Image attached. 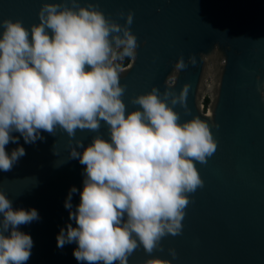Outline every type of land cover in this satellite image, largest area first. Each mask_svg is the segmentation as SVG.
<instances>
[{"label":"clouds","instance_id":"9594fccd","mask_svg":"<svg viewBox=\"0 0 264 264\" xmlns=\"http://www.w3.org/2000/svg\"><path fill=\"white\" fill-rule=\"evenodd\" d=\"M38 18L30 29L19 19L0 20V171L26 155L13 133L26 144L45 132L72 141L77 130L99 133L106 125L108 138L96 134L87 146L76 139L70 148L84 166L83 188L68 192L64 207L75 226L61 228L57 247L75 243L81 264H128L140 245L151 251L181 232L188 194L204 183L196 163H207L216 141L207 122H181L174 110L179 104L187 111L189 84L178 94L153 87L131 97L139 107L127 110L121 62L138 47L131 11L120 24L71 0L43 3ZM186 66L183 56L175 63L178 71ZM9 143L18 145L10 153ZM39 219L35 208H14L0 189V264H26L33 240L20 226Z\"/></svg>","mask_w":264,"mask_h":264},{"label":"water","instance_id":"95a60500","mask_svg":"<svg viewBox=\"0 0 264 264\" xmlns=\"http://www.w3.org/2000/svg\"><path fill=\"white\" fill-rule=\"evenodd\" d=\"M45 2L71 0H0V20L19 19L30 29ZM76 3H91L120 24L133 13L129 27L138 47L120 77L127 110L139 107L131 97L153 87L178 94L189 84L187 111L179 104L174 110L181 122H207L217 144L206 164L196 163L204 183L188 194L181 232L165 236L151 251L140 245L128 264H264V0ZM181 56L187 66L178 71ZM96 134L108 138L107 126L102 124L99 133L77 130L72 141L66 133L45 132L34 144L13 133L26 155L11 171H0V189L14 208H35L40 217L20 226L33 240L26 264H81L73 255L77 245L58 248L56 238L61 228L75 226L64 207L70 188H83L84 166L70 158V148L76 139L87 146ZM17 146L9 143L6 151ZM79 201L78 191L73 209Z\"/></svg>","mask_w":264,"mask_h":264},{"label":"trees","instance_id":"16d2710c","mask_svg":"<svg viewBox=\"0 0 264 264\" xmlns=\"http://www.w3.org/2000/svg\"><path fill=\"white\" fill-rule=\"evenodd\" d=\"M129 59H130V58H126V59H125L127 63H128V61H129ZM207 102H208V99L206 98V99H205V105L207 104Z\"/></svg>","mask_w":264,"mask_h":264},{"label":"built area","instance_id":"2783aa9c","mask_svg":"<svg viewBox=\"0 0 264 264\" xmlns=\"http://www.w3.org/2000/svg\"><path fill=\"white\" fill-rule=\"evenodd\" d=\"M121 64H122V66H125V65H127V62H126V60L122 61V62H121Z\"/></svg>","mask_w":264,"mask_h":264}]
</instances>
